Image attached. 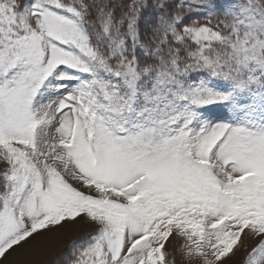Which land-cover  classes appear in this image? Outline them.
I'll list each match as a JSON object with an SVG mask.
<instances>
[{
	"label": "snow or ice",
	"instance_id": "snow-or-ice-1",
	"mask_svg": "<svg viewBox=\"0 0 264 264\" xmlns=\"http://www.w3.org/2000/svg\"><path fill=\"white\" fill-rule=\"evenodd\" d=\"M78 222L67 264H264V0H0V264Z\"/></svg>",
	"mask_w": 264,
	"mask_h": 264
},
{
	"label": "rangeland",
	"instance_id": "rangeland-1",
	"mask_svg": "<svg viewBox=\"0 0 264 264\" xmlns=\"http://www.w3.org/2000/svg\"><path fill=\"white\" fill-rule=\"evenodd\" d=\"M216 115L224 116V110L218 109ZM92 230L90 225H84L79 222L74 225H65L62 229L46 233L44 236H37L35 240L30 241L29 244L17 248L9 255L8 261H6L5 264H9V262H12V264H49L50 261L57 257H59L58 264H67L73 254V249L71 247L73 242L86 240ZM38 241L42 242L39 250L29 252V249ZM173 243L178 246L180 241H174ZM250 243L251 241L245 240V247ZM169 251L172 252L171 246H169ZM245 256L246 250L245 248H241L240 251L236 252L234 261L236 264H242ZM169 259H175L176 264H181V257L178 254L170 256ZM228 264H232V262L229 261Z\"/></svg>",
	"mask_w": 264,
	"mask_h": 264
},
{
	"label": "trees",
	"instance_id": "trees-1",
	"mask_svg": "<svg viewBox=\"0 0 264 264\" xmlns=\"http://www.w3.org/2000/svg\"><path fill=\"white\" fill-rule=\"evenodd\" d=\"M144 26V23H143V21L141 22V27H143ZM61 257V256H60ZM54 260H56V264H58V261H59V257H57L56 259H54Z\"/></svg>",
	"mask_w": 264,
	"mask_h": 264
}]
</instances>
